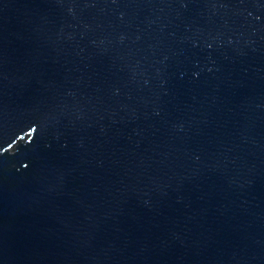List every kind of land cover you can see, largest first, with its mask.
<instances>
[{"label":"water","instance_id":"1","mask_svg":"<svg viewBox=\"0 0 264 264\" xmlns=\"http://www.w3.org/2000/svg\"><path fill=\"white\" fill-rule=\"evenodd\" d=\"M0 264H264V0H0Z\"/></svg>","mask_w":264,"mask_h":264},{"label":"snow or ice","instance_id":"2","mask_svg":"<svg viewBox=\"0 0 264 264\" xmlns=\"http://www.w3.org/2000/svg\"><path fill=\"white\" fill-rule=\"evenodd\" d=\"M11 147H12V145H11V144H9V148H11ZM3 151H4V152H7V151H8V149H3ZM28 166H29L28 164H24V165H23V167H24L25 169H27V168H28Z\"/></svg>","mask_w":264,"mask_h":264}]
</instances>
